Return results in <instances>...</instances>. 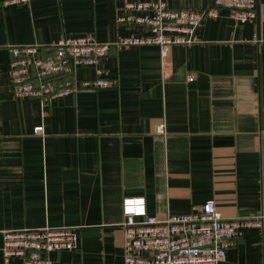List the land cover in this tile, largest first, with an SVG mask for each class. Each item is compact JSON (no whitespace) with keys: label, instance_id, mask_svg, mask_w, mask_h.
I'll return each mask as SVG.
<instances>
[{"label":"crops","instance_id":"0c3cea01","mask_svg":"<svg viewBox=\"0 0 264 264\" xmlns=\"http://www.w3.org/2000/svg\"><path fill=\"white\" fill-rule=\"evenodd\" d=\"M134 1L154 0L0 7V264H23L4 262L2 232L45 227L78 235L74 250L49 255L53 264H124L125 198H143L159 221L208 200L227 222L264 215V0L255 22L235 25L221 9L196 30L198 43L172 46L165 59L154 46L112 49L107 87L43 108L13 98L9 47L85 34L112 44L130 34L115 16ZM161 1L201 11L211 0ZM77 78L93 80V68ZM219 264H264L260 231L239 229Z\"/></svg>","mask_w":264,"mask_h":264},{"label":"built area","instance_id":"2783aa9c","mask_svg":"<svg viewBox=\"0 0 264 264\" xmlns=\"http://www.w3.org/2000/svg\"><path fill=\"white\" fill-rule=\"evenodd\" d=\"M31 0H3L0 7L28 4ZM227 10L235 25L255 22L257 0H211L201 11L170 9L161 0L125 3L115 20L131 32L112 43H98L91 34L65 35L50 46H11L8 75L15 100L36 99L43 108L54 101L86 90L107 87L103 60L112 49L154 46L165 59L172 46L198 43L196 30L205 19H215ZM93 68V80H79L77 73ZM189 77V81L193 80ZM160 126L159 133H163ZM42 136V127L34 129ZM124 264H219L242 228H256L264 244V215L251 220L227 222L221 219L216 203L206 201L182 215L164 221L146 215L143 198L122 201ZM4 262L19 258L23 264H53L49 255L71 251L78 235L72 228L15 230L2 232Z\"/></svg>","mask_w":264,"mask_h":264},{"label":"rangeland","instance_id":"374dc122","mask_svg":"<svg viewBox=\"0 0 264 264\" xmlns=\"http://www.w3.org/2000/svg\"><path fill=\"white\" fill-rule=\"evenodd\" d=\"M9 76V75H8Z\"/></svg>","mask_w":264,"mask_h":264}]
</instances>
